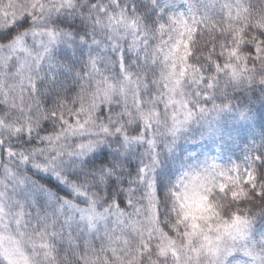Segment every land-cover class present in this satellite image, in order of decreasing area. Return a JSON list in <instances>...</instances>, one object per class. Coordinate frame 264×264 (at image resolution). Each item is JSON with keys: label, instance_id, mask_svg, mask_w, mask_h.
Listing matches in <instances>:
<instances>
[{"label": "snow or ice", "instance_id": "obj_1", "mask_svg": "<svg viewBox=\"0 0 264 264\" xmlns=\"http://www.w3.org/2000/svg\"><path fill=\"white\" fill-rule=\"evenodd\" d=\"M0 264H264V0H0Z\"/></svg>", "mask_w": 264, "mask_h": 264}]
</instances>
